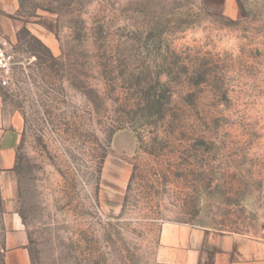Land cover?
I'll return each mask as SVG.
<instances>
[{
    "label": "rangeland",
    "instance_id": "obj_1",
    "mask_svg": "<svg viewBox=\"0 0 264 264\" xmlns=\"http://www.w3.org/2000/svg\"><path fill=\"white\" fill-rule=\"evenodd\" d=\"M30 264H158L165 224L264 246V0H8ZM0 200V264H4Z\"/></svg>",
    "mask_w": 264,
    "mask_h": 264
},
{
    "label": "crops",
    "instance_id": "obj_2",
    "mask_svg": "<svg viewBox=\"0 0 264 264\" xmlns=\"http://www.w3.org/2000/svg\"><path fill=\"white\" fill-rule=\"evenodd\" d=\"M8 0H0V12ZM23 122L5 109L0 95V200L4 208V264H30L28 237L16 213V164ZM158 264H264V246L234 233L187 224H165Z\"/></svg>",
    "mask_w": 264,
    "mask_h": 264
},
{
    "label": "built area",
    "instance_id": "obj_3",
    "mask_svg": "<svg viewBox=\"0 0 264 264\" xmlns=\"http://www.w3.org/2000/svg\"><path fill=\"white\" fill-rule=\"evenodd\" d=\"M13 65V54L10 50V43L0 33V85L9 84L10 70Z\"/></svg>",
    "mask_w": 264,
    "mask_h": 264
}]
</instances>
